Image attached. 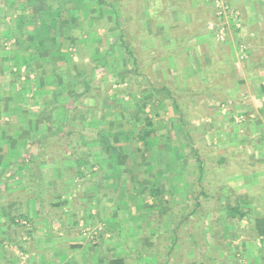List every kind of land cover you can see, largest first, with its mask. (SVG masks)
I'll return each mask as SVG.
<instances>
[{
  "label": "crops",
  "instance_id": "crops-1",
  "mask_svg": "<svg viewBox=\"0 0 264 264\" xmlns=\"http://www.w3.org/2000/svg\"><path fill=\"white\" fill-rule=\"evenodd\" d=\"M223 1L240 8L237 36L213 0H0V264H109L132 250H141L140 264H163L157 257L168 250L151 251L152 244L171 238L149 231L151 218L168 223L173 214L163 215L161 201L189 200L213 168L220 170L212 189L220 205L230 204L234 189L246 193L238 206L251 225L264 218V59L239 56L254 39L240 31L264 30V0ZM222 28L228 34L218 39ZM121 31L135 56L115 54ZM117 73L147 81L148 89L124 87L116 104L104 103L103 95L115 96ZM90 78L110 88H88ZM165 79L183 80L171 89L175 100ZM134 102H145L146 116L148 108L167 120L179 111L199 115L191 124L208 139L193 144L211 151L206 145L219 143V153L194 151L190 138L185 150L178 134L156 135L166 124L148 116L153 135L138 137L129 119ZM209 217L199 235L208 249ZM83 220L97 228L93 242L81 233ZM253 236L243 237L246 247L249 239L264 243ZM186 242L187 255L195 254L191 238ZM16 244L28 256L24 263Z\"/></svg>",
  "mask_w": 264,
  "mask_h": 264
},
{
  "label": "rangeland",
  "instance_id": "rangeland-1",
  "mask_svg": "<svg viewBox=\"0 0 264 264\" xmlns=\"http://www.w3.org/2000/svg\"><path fill=\"white\" fill-rule=\"evenodd\" d=\"M216 1H220L222 2L223 4L226 3L229 5V7L233 10V13L235 14V11L238 13L237 14V18L236 17H232V19L228 18L227 19V23L226 25H230L232 27V30H234V33L237 35H239V31H235V27L239 28V26H236V22H239V10L240 8L238 7L237 3L235 2H232V1H223V0H213V7L215 9V13H216ZM165 2V1H164ZM172 1H169L168 3L166 4H171ZM250 6V5H249ZM264 7V6H263ZM251 8H254L253 6ZM236 18V19H235ZM230 26H227L229 28H231ZM264 27V25H263ZM264 29V28H263ZM238 33V34H237ZM240 31V37L242 36H249V37H253V42L251 44V47L248 46V43L246 45H243L241 46L239 49H241L240 53H239V56L243 59V60H246V59H249V60H261V59H264V30L263 31H257V32H252V31H249L247 33H242ZM218 32L217 33H214V36L216 38L219 39L218 37ZM227 30L224 29V33H223V38H220V39H224L225 36L227 35ZM234 34V36H235ZM217 35V36H216ZM242 35V36H241ZM252 46L255 48L252 49ZM246 47V48H245ZM250 47V48H249ZM139 49H136V53L138 54L139 53ZM116 55H118L116 53ZM240 59V60H242ZM242 60V61H243ZM245 62V61H244ZM113 67H116L117 69L120 67V64L117 62V63H114ZM131 79L127 80V81H124L122 84H120L117 88L114 87V89H116V92H119V91H124V87L125 89H130L131 91H139V90H143V91H146V89H148V86H147V81L143 80V81H140L139 79H133L131 76H130ZM183 80H171V79H165L164 81H161L162 83H164L166 86H170L172 89H174L175 87H179V85L182 83ZM126 82V84H124ZM161 82H158V83H161ZM124 84V85H123ZM195 84L193 87H195L196 89H199L203 84L201 83V81H197L195 79ZM151 86H156L158 87L157 85H155V83L153 82ZM184 86V85H183ZM103 87H99V89H97L98 91H102ZM177 90V89H176ZM123 93L121 92V95ZM136 95L132 97L131 99V102L132 101H135L136 99ZM110 99L114 101L115 103V99H113V95L112 97L110 96ZM154 100V99H153ZM171 101V100H169ZM118 102V101H117ZM111 103V102H110ZM136 103V102H134ZM139 103V102H138ZM116 104V103H115ZM151 106V103L149 104ZM155 105V104H154ZM133 107H135L134 105H132ZM114 108L112 110H117L116 106H113ZM146 114V112H144ZM147 113L150 114L151 116H148V117H151V119H155L160 121V122H163L164 124H166V126L164 127H157L155 129V132H156V135H162V134H167L169 133L170 136L172 137L173 134L174 136L178 134L179 136V139L183 140V141H187L188 138L192 139V148L196 150H200V152H203V151H206L204 150V145H202L201 143L199 144H193V141L195 140H199V139H203V137H207L208 139V135L207 133H204L202 132V129L200 130L198 127H194L193 124H191V121H193V118L194 116L195 117H199V115H196L195 113H191L189 111H184V112H178V113H174V114H177L175 116H173L172 114H169V117L171 118L170 120H167V114L165 113H154L152 111H150V109L148 108L147 110ZM181 113V114H180ZM245 115V113H244ZM143 114L140 115V120L143 118ZM174 120V121H173ZM167 121V122H166ZM175 122L177 123L179 126L178 127H174L172 126L171 122ZM195 128V129H193ZM133 129L134 131L137 130V132L141 130V126L139 123H136L133 124ZM199 129V130H197ZM206 131H208L206 129ZM167 136H169L167 134ZM181 142V141H180ZM194 145V147H193ZM213 145V144H212ZM208 147H212V150L211 151H206V154L211 157V155H217L219 153V143H217L215 146H211V145H206ZM207 147V148H208ZM185 150H188L187 148V142L185 143ZM223 150V149H222ZM247 152H249L248 150H245L244 153L246 154ZM251 153V152H250ZM200 188V187H199ZM197 184H196V189H199ZM195 189V187H194ZM193 189V191H194ZM213 191V190H212ZM214 192V195L212 197V200H211V197L210 198H205V197H202V196H198L197 194V197L200 201V204H201V208L198 210L199 211H202L204 213H206V216H205V219L203 221H207V217L210 216L208 218V221L210 222L209 224L212 225V227L210 228V233H211V236L208 238L209 241H212V244L210 246V248H203L204 251L202 249H196L195 250V254H191L190 256L187 255V242L186 240L189 238V236H187L186 234H184V232H181L180 233V238H181V241H177L175 243L176 246L173 247L172 249V252L173 254L171 255V259H170V264H187V262H189V264H195V263H198V262H201V263H204L205 264H212L210 261H207L204 256L205 255H211V254H214V257L216 258V263L217 264H253V263H256V264H262L264 263V259H261L260 255H264V248L262 250H259L258 247H264V243L263 241H259V240H250V244L252 245L250 247L249 244H247V247L244 245L245 244V240L247 239H243V237L245 236H253V231L251 230V220H249L248 217H243V218H240L239 222L237 224H233L232 221H227L225 222L224 221V216H225V210L224 208L226 206L225 203H223L222 205L219 204L218 202V191L215 190L213 191ZM194 193V192H193ZM239 193V192H238ZM195 194V193H194ZM194 196V195H193ZM169 198V196H168ZM210 199V200H209ZM181 201V200H180ZM228 201L230 202V204H234V201H233V198L228 199ZM156 204L159 202V201H154ZM228 202V203H229ZM161 203V202H159ZM227 203V202H226ZM229 204V205H230ZM171 205V203L169 204ZM161 206H163V203H161ZM181 207L184 209V211H190L192 209V207H189V206H185L183 203H179V206H169V211H168V214L167 215H170L173 214L176 212V210H178L179 208L181 209ZM241 207V206H240ZM196 215V212L194 211V213L190 214L191 217H194ZM177 218H180V215H177ZM160 222L158 224H156V221H153L151 222L149 225H148V230L150 231L153 227H155L156 229H158V226L159 228L164 226L165 225V221L162 219L159 220ZM183 224V223H181ZM204 223L202 222V226H201V230H203L204 228ZM209 224L207 226H209ZM81 233L83 235H85L86 237H88V239L91 240V242H93L94 240V237L97 233V228L96 227H92L90 226V224L86 221V220H83L81 222ZM102 225L99 226V228L101 227ZM157 226V227H156ZM164 228V227H163ZM231 229V230H230ZM180 230H184V226L182 228H180ZM200 230V233L199 235H201V231ZM253 232H251V231ZM159 231V229H158ZM234 232L237 233V235L235 237L231 236V234H233ZM202 236H203V233H202ZM201 236V237H202ZM237 236H242L241 238H238ZM240 239V240H237ZM254 238V236H253ZM202 241H200V243L202 244H206V242H208L207 240L204 239V237L201 238ZM231 239V241H230ZM206 241V242H205ZM170 241L169 240H163L161 241V244L159 245V243L155 244L153 243L151 246V251H156L157 248L158 249H161L163 251H166L170 248ZM186 242V243H185ZM180 243V244H179ZM209 243V242H208ZM18 247H17V250L18 252L16 253L17 255V259L19 262L21 263H24L26 262L28 256L25 254L26 252L21 249V247L16 244ZM159 245V246H158ZM179 245V247H178ZM207 245V244H206ZM217 247V248H216ZM177 248V249H176ZM179 248H182L181 252L178 254V252H176ZM203 253H202V251ZM245 251H248V253H246ZM176 252V253H175ZM186 253V255H185ZM261 253V254H259ZM252 255H254L252 257ZM124 256V255H123ZM121 257L118 256V254H114L111 256L110 259H119ZM263 258V256H262ZM157 259L160 261H163L164 260V257H157ZM137 258H134L132 259V257H123V261H125L126 263L124 264H140V262H137L136 261ZM176 260V261H175ZM262 260V261H261ZM162 263V262H160Z\"/></svg>",
  "mask_w": 264,
  "mask_h": 264
},
{
  "label": "trees",
  "instance_id": "trees-1",
  "mask_svg": "<svg viewBox=\"0 0 264 264\" xmlns=\"http://www.w3.org/2000/svg\"><path fill=\"white\" fill-rule=\"evenodd\" d=\"M116 23H118L117 25L120 24L118 19H116ZM115 39H116V45H117L115 47V54L117 53L118 57L119 56H121V57L125 56V53H127V55L129 57L135 56L134 52L129 50L127 47L128 44H126V41L124 38V31H121V33L117 34ZM96 66L97 67L102 66L103 68H105V64H101V63H99ZM116 78L117 79H115V84H116L115 88H117L118 85L122 84L124 81L127 80L125 78V76H123V73H119V74L117 73ZM89 81H91V82H89ZM86 82H87L88 88H90L91 86L95 87L97 85L99 87H103L104 90H107L110 88V85H102L103 81H100V83H97L99 81H96L95 79L90 78L89 80L87 79ZM111 86H112V83H111ZM164 88L167 89V91L169 93V98L175 100V96H171V94H170L172 92L171 91L172 88L170 86H165V85H164ZM113 93L115 95V96H113V99L118 100L119 97L117 96L116 89L113 90ZM102 98H103V102L106 103V102H109L110 96H108V94H105L102 96ZM134 106L135 107H133L129 112L130 121L133 123H136V125H137V123L139 122V120L141 118L140 117L141 114L144 115L142 120L146 121L145 126H143L141 128L140 132L139 131L137 132L138 137L140 136L142 139H146L147 137H152V135H153V130L151 129L152 123L149 122L148 117L146 116V114L143 111V108L145 106V102H143L142 104L140 102L139 103L136 102L134 104ZM182 112H184V111H182ZM194 151L199 152V149L194 150ZM197 157H198V164H199L198 166H199V169L201 170V169H203L204 160L202 158H200L199 153H197ZM219 161H220L219 163H221V161L225 162V160H223V159H220ZM216 165H218V163ZM210 171L211 172L207 173L202 181H200L198 179L196 184H197L198 188L199 187L200 188L196 189V185H195V189H194V191H192L195 193V196H193V193H192L191 198L189 200L187 197H185V199H183V203L185 206L188 205V201H190V202H194V207L189 212L188 211L185 212L182 207H181V209L179 208L178 210H176L174 215H172V217L168 220V223H165L164 228H163V226L160 228L158 226L160 233H164L165 235H169L171 238V240H169L170 241L169 242L170 248L168 249L167 255H164L163 264H170V262H169L171 259L170 251L173 249V247L175 246V243L177 241H179V242L181 241V238H180L181 232H184V234H186L187 236H189L191 238V242L195 245L196 249H199V250L202 249L204 251L203 248H205L206 246L204 244L200 243V241H202V239L199 238V233L201 230L202 222L205 219L206 213H204L202 211L198 212V210L202 206H201L200 201L197 197V194H198V196H202L205 198L211 197V200H212V197L214 195V192H213L214 190L212 191V189L214 188L216 183L219 181L220 175H219L218 171H220V170L218 168L217 169L213 168ZM228 190H229V193L231 194L230 195L231 198H233L234 204L227 205L224 208V210H225L224 221L225 222L232 221L233 224H237L239 222L240 218H243V217L247 216V214H248V211L244 209V206H241V207L238 206V204H240V202H242L243 200L246 199V198H243V197H246V195H243L246 193H238V192L236 193L234 189H228ZM149 193L150 194L152 193L153 195H157L160 193V190H159V188L158 189H150ZM167 200L168 199H164L161 202L168 204ZM152 205H155V203H153ZM160 211L163 213V215L168 214L169 207L166 205L164 206V204H163ZM194 211L196 212V215L193 218H191L190 214L194 213ZM177 215H180V218H177ZM153 217L151 218L152 222L156 221V219H158V220L162 219L159 214H158L156 219H154ZM248 218H249V220H251L250 217H248ZM181 223H183V224H181ZM183 226H184V230L182 231V230H180V228H182ZM251 230L254 232V235L260 236V238H261V236L263 237L264 236V218L262 219L260 217H257L256 223L253 226H251ZM236 235H237L236 232L231 234V236H233V237H235ZM203 251H202V253H203ZM140 253H141V250H132L130 253H127L124 256L129 257V258L132 257V259L140 258L141 256H143ZM124 256H122L119 259H114V260L110 259L109 264H124V263H126L125 261H123ZM204 258L207 261H210L212 264H217L216 258L214 257V254L205 255Z\"/></svg>",
  "mask_w": 264,
  "mask_h": 264
},
{
  "label": "built area",
  "instance_id": "built-area-1",
  "mask_svg": "<svg viewBox=\"0 0 264 264\" xmlns=\"http://www.w3.org/2000/svg\"><path fill=\"white\" fill-rule=\"evenodd\" d=\"M216 13L218 15L219 18L225 16L227 18L232 19V17H236L237 18V12L235 11V14L233 13V10L229 7L228 4L226 3H222L220 1H216ZM235 18V19H236ZM236 26H238V22H236ZM223 33H224V28L220 29L218 31V37L219 38H223Z\"/></svg>",
  "mask_w": 264,
  "mask_h": 264
}]
</instances>
